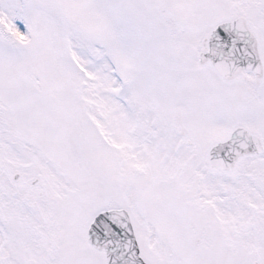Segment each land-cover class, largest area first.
I'll list each match as a JSON object with an SVG mask.
<instances>
[{
	"label": "rangeland",
	"instance_id": "1",
	"mask_svg": "<svg viewBox=\"0 0 264 264\" xmlns=\"http://www.w3.org/2000/svg\"><path fill=\"white\" fill-rule=\"evenodd\" d=\"M242 4L241 0H0V208L7 202L8 211L15 210L16 200L21 198L13 195L20 176L27 172L24 169L36 172L47 184L51 178V188L56 191L51 200L66 205L57 207L64 211L60 216L68 217L65 220L76 227L69 237L77 239L79 250L69 257V264H103L102 254L87 246L79 231L86 238L92 220L103 210L127 207L137 233L143 239L146 235L150 246L155 242L148 216L158 219L161 227L168 224L164 229L171 232L175 226L166 217L169 213L177 216L179 185L167 173L188 169L203 174L208 161L184 162L188 155L177 147L183 134L170 126L161 133L172 117L164 121V90L181 85L176 72L196 68L205 32L211 24L227 19L235 8L245 10L254 26L264 27V0ZM197 78L188 88L192 82L198 83ZM203 79L205 85L198 84L204 91L197 96L187 94L190 100H186L191 112L186 123L199 140L203 144L220 140L237 122L258 134V128L264 126V81L253 90L250 102L241 101L234 109L218 101V84L231 97L242 85L217 81L214 88H208L209 80ZM122 86L127 93L117 103L110 95ZM156 97L157 118L150 108ZM110 117H118L115 125L119 128L127 126L129 117L131 129H140L135 135L148 133L147 144L131 143V132L124 134L121 129L118 133ZM155 134L157 141L153 140ZM262 137L264 141V133ZM175 148L178 154L172 159ZM143 152L150 153L148 160L139 155ZM253 163L264 175V154L243 160L236 172L243 177L229 181L233 202L244 200L243 184L248 187L245 202L261 201L255 186L248 183L257 178ZM246 173L254 175L245 177ZM194 174L183 175L197 188ZM37 183L34 178L30 185ZM259 205L264 209L263 203ZM251 212L253 208L244 215L248 222L245 232L252 242L251 228H259L262 235L256 246L264 253V218L255 220L261 214L251 216ZM7 224L9 228L16 225L0 213V236ZM228 226L233 224L229 221ZM246 242L245 248L252 250L251 242ZM11 257L24 264L6 254L8 264ZM257 259L263 260L262 255ZM236 261L238 257H231V264Z\"/></svg>",
	"mask_w": 264,
	"mask_h": 264
},
{
	"label": "water",
	"instance_id": "2",
	"mask_svg": "<svg viewBox=\"0 0 264 264\" xmlns=\"http://www.w3.org/2000/svg\"><path fill=\"white\" fill-rule=\"evenodd\" d=\"M208 54L224 78H231L243 69L253 71L257 77L261 75L256 42L243 19L217 27ZM260 152L258 139L237 129L227 141L214 147L212 160L215 165L230 169L239 156ZM89 242L105 251L108 264H143L128 216L122 210L101 213L90 226Z\"/></svg>",
	"mask_w": 264,
	"mask_h": 264
},
{
	"label": "flooded vegetation",
	"instance_id": "3",
	"mask_svg": "<svg viewBox=\"0 0 264 264\" xmlns=\"http://www.w3.org/2000/svg\"><path fill=\"white\" fill-rule=\"evenodd\" d=\"M261 41H263L262 37L260 36ZM264 42V41H263ZM261 52V51H260ZM262 57L264 58V52L261 53ZM261 57V58H262ZM262 58V60H263ZM25 172L24 175L20 176L21 181V190H16L15 197L21 198L19 201H17L19 210L15 211L17 216L14 218L19 221L21 220V217L18 215L21 213L22 210H26L30 215L33 214V212H38L39 218L43 219L40 215L45 213L48 214L49 223H43L41 226L38 224V220L34 216L25 217L31 220V222H18L19 225H21V229L26 231L25 235L18 239L19 241V249H18V256L22 258L24 261V264H35V262L32 260V258H36L37 262L39 264H66L68 263L67 259H63L62 261L58 262L53 259L56 257L62 258V254L59 253L67 251L68 245L71 246V237H68L65 233H58L59 234V240L52 237L51 233H46L48 231L51 232V179L50 183L48 184L47 188L45 186H38L40 190H37L35 193L38 196L42 197L43 193H47V205L46 207H43L44 209L40 211V201H28L26 199H29L31 197V187L30 182L35 176V174H31L28 172V169H24ZM4 197V194H3ZM21 206V207H19ZM24 207L26 209H24ZM8 208L10 206L6 202L5 205L1 208L2 216L3 214L7 213ZM46 209V210H45ZM48 209V210H47ZM25 213V212H24ZM199 211L196 210V214L198 215ZM32 231L37 232V236H31L29 233ZM58 241V243H57ZM6 250L9 249L8 240L5 239V243L3 244ZM222 247L225 250H229V245L225 242V239H223ZM221 250V248H220ZM1 260V259H0ZM148 264H151V261H147ZM0 264H4L3 261H0Z\"/></svg>",
	"mask_w": 264,
	"mask_h": 264
}]
</instances>
